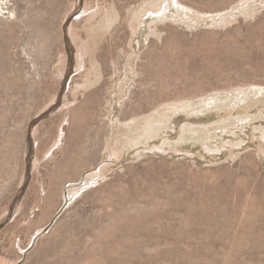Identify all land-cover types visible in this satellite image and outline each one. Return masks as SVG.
<instances>
[{"label":"rangeland","instance_id":"obj_1","mask_svg":"<svg viewBox=\"0 0 264 264\" xmlns=\"http://www.w3.org/2000/svg\"><path fill=\"white\" fill-rule=\"evenodd\" d=\"M179 2L0 0V264H264V0Z\"/></svg>","mask_w":264,"mask_h":264},{"label":"bare ground","instance_id":"obj_2","mask_svg":"<svg viewBox=\"0 0 264 264\" xmlns=\"http://www.w3.org/2000/svg\"><path fill=\"white\" fill-rule=\"evenodd\" d=\"M175 4H176V6H179L180 5V2H179V0H175ZM183 6V5H182ZM106 26L108 27L109 26V22H108V24H106ZM75 36V35H74ZM77 36V35H76ZM75 36V37H76ZM79 36V35H78ZM77 36V37H78ZM74 37V38H75ZM77 39V38H76ZM78 40V39H77ZM79 42V41H78ZM75 45V44H74ZM78 46V45H77ZM78 48V47H77ZM76 48V49H77ZM88 49H87V47H86V44H80L79 45V48L77 49V52L80 54V55H82V54H86V51H87ZM83 57V56H82ZM81 57V58H82ZM83 64V63H82ZM77 68H78V70L82 73V72H84L85 71V66H84V64L83 65H81V64H78L77 63Z\"/></svg>","mask_w":264,"mask_h":264},{"label":"crops","instance_id":"obj_3","mask_svg":"<svg viewBox=\"0 0 264 264\" xmlns=\"http://www.w3.org/2000/svg\"><path fill=\"white\" fill-rule=\"evenodd\" d=\"M88 47H90V45ZM95 47H96V43L92 42V48H95Z\"/></svg>","mask_w":264,"mask_h":264}]
</instances>
